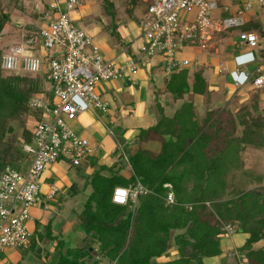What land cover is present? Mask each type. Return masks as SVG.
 I'll return each instance as SVG.
<instances>
[{"label":"trees","instance_id":"obj_1","mask_svg":"<svg viewBox=\"0 0 264 264\" xmlns=\"http://www.w3.org/2000/svg\"><path fill=\"white\" fill-rule=\"evenodd\" d=\"M8 19L2 10L0 35ZM256 28L255 22L241 26L242 30ZM2 53L0 48V58ZM38 75L6 74L0 69V172L7 164L16 167L27 158L22 145L32 141L31 117L36 113L29 99L42 88ZM166 88L182 99L180 104L171 115L161 108L157 121L141 128L135 137L137 142L158 141L159 150L138 147L128 154V177L112 165H102L91 173L86 182L91 191L78 214L85 244L61 255L56 264H205V258L222 253L221 237L228 233L227 225L233 232L248 234L239 250H246L249 262L264 264V246L253 247L264 241L262 194L239 187L234 180L246 141L255 138L264 144L257 132L264 131L263 122L254 123L255 127L249 124L257 114L264 116L263 106L259 108L254 96L236 111L227 101L208 108L200 117L193 100L184 98L189 93L205 95L210 103L211 91L200 70L191 76L186 69L173 71ZM247 118L248 123L238 130L237 121ZM15 120L22 121L23 130L19 145L11 148L7 136L14 131L11 121ZM136 181L150 193L138 195L135 203L112 202L114 187ZM165 183L172 185L175 201L171 204L164 200ZM90 247L96 256L89 251L80 253ZM170 249L177 256L165 259Z\"/></svg>","mask_w":264,"mask_h":264},{"label":"built area","instance_id":"obj_2","mask_svg":"<svg viewBox=\"0 0 264 264\" xmlns=\"http://www.w3.org/2000/svg\"><path fill=\"white\" fill-rule=\"evenodd\" d=\"M219 0H153L144 16L139 20L143 40L139 56H130L117 61L116 57L105 59L100 46L90 34L79 28L70 18V12L78 0H44L48 10L38 26V43L43 52L38 56L26 54L22 44L9 47L0 58V68L7 71H24L45 75L53 82L52 93H34L29 99L30 108L35 111L31 117L32 141L22 145L30 164L26 172L7 164L0 173V252L6 248H28L32 232L28 227L30 208L41 201L42 176L47 169L66 157L71 165L91 156L88 139L74 131V124L80 115L93 110L108 111V102L101 98L97 87L109 80L131 81L141 70L146 71L151 56H158L159 67L167 74L187 67L190 59L181 57L186 48L208 50L214 46L216 33L238 29L239 44L249 48L259 46L257 29L264 34V0H231L235 5L231 13L217 21L212 13L218 8ZM221 1V0H220ZM242 1V5H240ZM224 5L225 11L230 10ZM39 9V4H34ZM257 9L262 15L260 26L242 30L241 26L257 21ZM194 12V19L189 14ZM28 43L32 39L27 40ZM123 52L121 50L119 53ZM162 65V66H161ZM144 67V68H143ZM218 72L226 70L219 61ZM234 73L240 74L239 70ZM255 88L264 86V75L252 76ZM237 87L238 81H234ZM264 108V103H263ZM74 123V124H73ZM166 204L175 201L171 183H165ZM58 191L55 183L49 184L51 198ZM150 193L139 181L128 186H116L112 202L125 205L136 202L138 195ZM226 230L232 231L227 225Z\"/></svg>","mask_w":264,"mask_h":264},{"label":"rangeland","instance_id":"obj_3","mask_svg":"<svg viewBox=\"0 0 264 264\" xmlns=\"http://www.w3.org/2000/svg\"><path fill=\"white\" fill-rule=\"evenodd\" d=\"M56 1L60 0H51V2ZM152 1L153 0H130L128 3L125 2L124 4L117 7L115 0H78V5L70 12V18L79 28L92 36L93 41L100 46V52L105 59H110L118 55L116 60L120 61L121 59L126 58L128 55L139 56L138 48L143 43L142 40L144 39L139 20L144 16L148 5ZM35 3L39 4L38 10L34 9ZM217 3L218 8L212 13V18L217 21H221L223 18L229 15H234V13L231 12L233 8H235V5L237 3L239 4V2H237L230 6L232 3L231 0H219ZM240 3V5H242V1ZM224 5L230 6L229 12L223 9ZM2 10L7 12L9 15V19L6 21V24L0 35V48L2 49V52L8 51L9 47L11 46L22 44L26 54L31 52L34 56H38V49L39 52L42 53L43 49L40 48L38 43V26L43 21V15L45 11L48 10L44 0H3L2 2L0 1V12ZM117 11H119V13ZM257 12L258 16L256 17L257 21L255 23L260 26L259 23L261 21L262 15L260 14L259 9H257ZM194 15V12L190 13L189 20H193ZM119 18L122 20V27H118L116 24V20ZM255 32L259 35V47L256 49L239 44L238 29L236 28L230 31L216 33V43L208 50L190 51L188 48H186L184 52L180 54V56H187L191 60V64L184 69H186L187 73L191 76L194 71L198 70L202 62L206 60L208 65H211L213 68L212 71L214 72L218 62L223 61L226 64V70L223 69L222 72H218L216 69L218 75L212 72L211 74L213 78L219 77L218 79H222L224 78L225 74H228L229 79L227 83L228 85L230 84L231 87H234V81L236 80L240 83V87L245 86L246 88L247 86L248 89L252 91V94L249 92L251 98L254 96L257 97V95L263 96L264 87L255 89L250 79L247 78L248 80H246L243 78V76L246 74H234L233 72L229 71V68L232 66V68L238 69L241 73L244 70H247V67L252 65L251 69L247 70L248 76L252 77V75L259 74L254 67L255 65L259 64L261 67V73L264 74V56L258 52L259 50L264 51V34H261L259 29H257ZM29 38L32 39V42L30 43L27 42ZM121 50H123V52L119 53ZM159 63L160 59L158 56H151L150 65L149 67H146V71L140 76H134L136 83H132L131 81L123 82L122 84H125V88H122L123 86L120 81L115 80H109L105 84H101L99 87H97V91L100 93L101 98L108 102V112L110 116L116 118V114H119L121 116L119 117L120 120L126 125V127L133 126L139 130L141 128H147L148 126L153 125L154 121L158 118L161 112V108L162 110H166L165 113L167 115H171L174 112L178 105H172L173 100L171 98V92L166 88V83L172 72L163 75L164 70L162 68L159 69ZM197 64L199 65L196 66ZM208 65L205 64L203 66L206 67L208 71H210ZM1 71L6 74L13 72L4 69H1ZM21 72L24 73V71ZM223 72L225 74H223ZM25 73L30 74V72ZM31 74L37 75V73ZM144 75L146 78H144ZM156 75H162L163 77H166L164 79L165 87L159 88L156 85ZM39 77L40 85L42 86L40 91L42 94H47L49 96L52 93L53 82L46 80L45 75H40ZM120 90L121 93H119ZM218 91L215 93H218ZM233 91H235V89ZM239 94V91L232 92L231 94L232 97L235 98L233 99V104L230 103V107L234 109V111L244 106L238 102ZM210 96H212V93H210ZM145 97L146 99L143 100L144 103H141L142 98ZM188 98L189 97L186 96V99ZM165 100H168V102L166 101L165 103L166 105H162L160 107L161 102ZM262 102H264V98ZM258 106L260 108L263 105L260 106L258 104ZM195 108L200 117L204 115L205 98L201 101L198 100ZM149 110L154 113V118L153 116H150ZM120 111H122V114ZM262 112L264 113V110ZM107 118L108 115L98 110L88 111L78 117L76 124L73 123L74 131L80 132L84 136H87L91 145L95 146L98 150L102 148L110 150L112 145L118 147L120 140H122L121 132L124 133L125 129H123L122 125L118 127H112L111 124L107 125V123H109L108 121L107 123L105 122L106 124H104L103 120ZM248 119L249 118L240 122L237 121V129H242V126L240 125L244 124L243 126H245V124L248 123ZM260 122H263L262 125L264 126V116H262V114H257L254 116V119H252V123L249 124L255 127V124ZM11 125L13 126L14 131L8 134L7 142L12 148L19 145L18 137L22 133L23 123L20 120H15L11 121ZM257 132L262 134H259V139L264 141V138L262 139L264 131L261 130ZM254 139L255 138L246 141L244 148L240 151V164L238 162L236 163L235 170L237 171V175L236 178L234 177V180L235 184H237L239 187L256 190L261 193V201L263 200L262 202L264 204V186H260L258 184H262L264 182V144L257 143ZM143 146L156 152L159 150L160 144L158 141H151L150 143ZM29 158L30 157H27L25 160L21 161L19 166L17 165L16 168H18V170L21 172H26L30 164ZM63 159L65 163H68L66 157H63ZM82 162L83 163L80 166H72L70 171L67 173H62L60 171H56L55 169L49 171L56 173L58 172L61 174L60 177L58 175L57 177L66 183H68L70 176L76 180L83 177L88 178V174L85 173L84 166L85 162L88 161L87 159H83ZM126 162L127 156L125 154L122 163ZM120 174L124 176L122 173ZM44 181L45 179L42 178L41 182ZM44 195L46 194L44 193ZM57 196L63 197V194L58 193ZM53 201L55 200H52L51 202ZM34 206H36V204H34L33 207ZM31 209L32 207L30 208V214ZM28 224L30 223L28 222ZM237 233L240 234L241 232H235L232 234V237L238 235ZM245 241L246 240H243L242 236L237 237V239L235 238V243L238 246H242ZM84 244L81 242L80 246ZM21 249H27V247ZM223 250L224 253L227 254L230 249ZM176 256L177 254L174 253L172 249H170L165 255V259H172ZM226 256L232 257L230 254H227ZM232 260L233 257L229 261ZM86 264L92 263L88 262ZM108 264L114 263L108 262Z\"/></svg>","mask_w":264,"mask_h":264},{"label":"crops","instance_id":"obj_4","mask_svg":"<svg viewBox=\"0 0 264 264\" xmlns=\"http://www.w3.org/2000/svg\"><path fill=\"white\" fill-rule=\"evenodd\" d=\"M129 1L130 0H115V3L117 4L118 7L124 4L125 2L128 3ZM117 12L119 13V11ZM116 24L118 27H122L121 18L116 20ZM215 43L216 41L214 42V44ZM189 50L191 51V49ZM258 52L259 54L264 56V51L259 50ZM183 57L188 58L187 56H183ZM190 64H191V60H190ZM205 64L208 65V62L206 60H204V62H202L199 68L198 67L197 68L198 70L202 71V75L205 77L209 89L212 93V96H210L211 99L210 103L207 102L205 95H198V94L191 95L189 93L184 96L185 99L186 96L189 97L188 99L191 98L195 106L198 100L201 101L205 98L204 110L206 111L208 108L222 106L227 101L229 102V104L230 103L233 104L234 101L233 99L235 98L232 97L231 94L232 92H236V90L239 89L240 94H239L238 102H240L243 105L248 104L250 102L251 95H249V92L252 94V91H250V89H248L247 86L246 89L245 86L240 87L239 85L237 86L238 88H236L234 85V87L233 86L232 87L233 90L235 89V91H233L231 85L230 84L228 85L227 83L229 79L228 74H225L223 72V74L225 75L224 78L222 79L220 78L222 81L221 82L220 79H218L219 77L216 78L212 77L211 73L213 72L212 71L213 68L211 67V65L210 66L208 65L210 69V71H208L206 67L203 66ZM198 65L199 64H197L196 66ZM251 67L252 65L250 67H247V70L248 69L250 70ZM254 67L256 71L260 74L261 67L259 66V64L255 65ZM159 69L161 68L159 67ZM216 69H218V67H216ZM216 69L214 70L213 73L218 75ZM234 70H238V69H234L232 68V66L231 68H229V71L233 73ZM247 70H244L243 72L240 73V74L243 73L246 74L245 76H243V78H245L246 80L251 79V77H249L247 74ZM144 72L145 70L139 71L137 73V76H140ZM165 74L167 73L164 71L163 75ZM252 76H256V75H252ZM144 78H146L145 75ZM165 78H166L165 76L163 77L162 75H156L155 83L159 88L165 87L164 84ZM120 82L122 84L125 81H120ZM122 86H123L122 88H125V84H122ZM216 91H218V93H215ZM119 93H121V90L119 91ZM171 98L173 100L172 102L173 106L179 105L182 100V99H176L175 95L172 93H171ZM256 98L259 100V105L262 106L264 103L262 102L264 98V94L263 96L257 95ZM144 99H146V97L142 98L141 103H144L143 101ZM166 101L168 102V100L162 101L160 106L166 105L165 104ZM108 111L104 113L108 115V118L104 119L103 123L106 124L108 121L109 123H107V125L111 124L112 127L114 126L118 127L122 125L123 129H125V132L124 133L121 132L122 140H120L118 147L112 145L110 150H107L105 148L99 150L96 149L95 146L91 145L89 138L86 136L92 149L91 156L85 158V160L87 159L88 162H85L84 164L85 173L88 174V178L90 177L91 173L94 170L99 169L102 165H107V166L112 165L113 168L118 169L119 173H122L124 177H128L131 172V169L129 163L127 162L122 163L121 160L122 156L124 157L125 154L127 156L130 153H134L138 149V147L147 148L143 145L151 142V141H147V142L135 141V137L139 133L140 129L138 130L133 126L126 127V125L123 124L122 121L120 120L119 117L121 116L119 114H116V118H113L112 116L109 115ZM164 112H166L165 109ZM120 113L122 114V111H120ZM149 113L150 116H153L154 118V113H152L151 110H149ZM157 119L154 121V123L157 121ZM82 163L83 162L81 160L79 165H71L69 162L65 163L63 159L61 161L52 164L49 167V169L45 171L46 174L44 173L42 176L45 179V181L42 182L41 184V191L43 194L41 195V201L38 204H36V206L32 207L31 219L28 221L30 223L28 224V227L32 232L31 244L27 249L6 248L4 251L0 253V264H56L59 261L61 255H69L70 249H73L75 247L77 248L80 247V244L83 238L85 237V233L80 226L78 214L82 209L83 202L85 201L87 195L91 191L90 185L86 184L88 178L83 177L76 180L75 178L73 179L72 176H70L68 183H66L65 181L63 182L61 181V179L57 177V175L60 177L61 174H59L58 172L57 173L51 172L49 170L55 169L56 171L67 173L70 171L72 166H80ZM106 172L107 171H102V173H106ZM51 183H55V185L58 186V191L51 198L47 199L44 193L47 194L49 192V184ZM258 184L260 186H264V182L262 184L260 183ZM58 193L63 194V197L57 196ZM52 200L55 201L51 202ZM234 233L235 232L233 231L228 232L221 237L222 253L218 256L205 258L204 259L205 264H231V263L251 264L249 262V259L246 258L247 257L246 250L240 251L239 249L241 246L240 245L238 246L235 243V238L237 239V237L242 236L243 240H246L248 234L241 232L240 234L237 233L238 235H235V237H232V234ZM263 246H264L263 240H259L258 242L253 244L254 248H260ZM223 249L225 250L230 249L227 252V254H230L233 257L232 261H229L232 257L229 256L227 257L226 256L227 254L224 253ZM93 255L96 256V253H93Z\"/></svg>","mask_w":264,"mask_h":264},{"label":"water","instance_id":"obj_5","mask_svg":"<svg viewBox=\"0 0 264 264\" xmlns=\"http://www.w3.org/2000/svg\"><path fill=\"white\" fill-rule=\"evenodd\" d=\"M87 251H89V252H93V253H96V252L93 250L92 247H90V248H88V249H86V250H84V251H82V252H80V253L82 254L83 252H87Z\"/></svg>","mask_w":264,"mask_h":264},{"label":"snow or ice","instance_id":"obj_6","mask_svg":"<svg viewBox=\"0 0 264 264\" xmlns=\"http://www.w3.org/2000/svg\"><path fill=\"white\" fill-rule=\"evenodd\" d=\"M250 58V57H249Z\"/></svg>","mask_w":264,"mask_h":264}]
</instances>
